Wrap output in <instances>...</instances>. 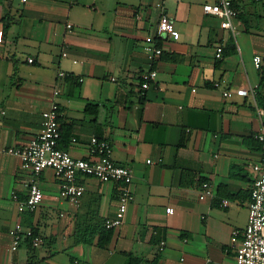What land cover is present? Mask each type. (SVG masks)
<instances>
[{"label":"crops","instance_id":"1","mask_svg":"<svg viewBox=\"0 0 264 264\" xmlns=\"http://www.w3.org/2000/svg\"><path fill=\"white\" fill-rule=\"evenodd\" d=\"M216 1L0 0V264H236L260 156L252 137L264 127L254 62L260 55L264 65V0H233L235 30L204 12ZM162 13L178 39L156 36ZM153 44L183 61L151 62ZM150 70L157 75L144 89ZM53 102L61 148L95 159L91 140L105 139L115 162L132 169L134 199L121 226H105L118 208V182L81 176L75 206L50 168L40 175L39 206L18 210L31 176L8 149L39 133ZM185 170L192 184L183 183ZM206 180L215 196L200 199ZM16 224L41 243L26 238L13 249Z\"/></svg>","mask_w":264,"mask_h":264},{"label":"built area","instance_id":"2","mask_svg":"<svg viewBox=\"0 0 264 264\" xmlns=\"http://www.w3.org/2000/svg\"><path fill=\"white\" fill-rule=\"evenodd\" d=\"M27 2L28 0H21ZM179 1V0H175ZM157 6H162L161 2ZM204 12L216 16L221 21V27L224 29L235 30V20L238 16V10L233 4V0H217L214 3L206 2L203 6ZM71 27V24H68ZM158 38L178 39L179 31L176 29L173 19L166 13L160 15L157 24ZM3 30L0 29V42L3 41ZM163 52L162 46L153 44L147 47L148 58L154 62ZM223 57V47L216 48V58ZM33 61L32 58L29 59ZM255 65L259 68L262 65L260 55L254 57ZM157 75L156 70H150L143 75L142 87L148 88ZM60 77H66L67 73L60 72ZM220 86V82H215ZM240 95H247L249 92L245 88L237 89ZM254 93V92H252ZM59 91L55 90V95ZM225 96H231V90L224 91ZM261 115L264 116V111ZM60 106L53 102L50 107L43 112V126L39 133L23 147H10L8 152L21 158V167L30 176L28 184V193L24 199H19V211H34L43 200V191L39 185L41 173L45 169H53L60 185V196L75 206H79L85 191V185L79 181L82 177H93L102 182H118V208L112 218L105 222L107 229H113L121 226L129 205L134 199L131 189L133 181L132 169L128 166L115 162L113 158V148L111 143L105 139L93 137L91 142V154L95 159L77 158L69 151L59 146L61 138L60 126ZM264 118V117H263ZM264 121V119H263ZM256 139L262 143L259 160L251 165L254 173V181L250 193L248 223L243 232V239L236 253V264H264V127L256 134ZM152 163V160H148ZM215 196V189L209 181H203L200 188V199L212 198ZM224 203H227L224 200ZM13 249H17L20 243L30 238L34 245L41 243L42 239L31 229H24L21 224H16L12 230ZM165 240L160 243L163 249Z\"/></svg>","mask_w":264,"mask_h":264},{"label":"trees","instance_id":"3","mask_svg":"<svg viewBox=\"0 0 264 264\" xmlns=\"http://www.w3.org/2000/svg\"><path fill=\"white\" fill-rule=\"evenodd\" d=\"M161 58H163V59H169V60H172V61H179V62L180 61H183V57L180 56L179 54H173L172 56H167V55H165V53H163V54H161ZM259 69L261 71V80H260V83H259V85L257 87V100H258V104L260 105V107L264 110V93L262 92V90L264 89V65L262 64L259 67ZM67 77H70V74H67ZM90 106H92V105L89 104L87 106V109H89ZM252 142L256 144V148L258 150H261L262 143L259 142L256 139L255 134L252 137ZM183 178H187L188 179L185 182H184V179H183V183L184 184H192L193 181H194V178H195V174L193 172H191L190 170H185L183 172ZM34 233L36 234V232H34ZM106 235H107V232H106ZM105 237H107V236H105ZM105 239L106 240H100L99 241V244L100 245H104L105 242L108 240V238H105Z\"/></svg>","mask_w":264,"mask_h":264}]
</instances>
